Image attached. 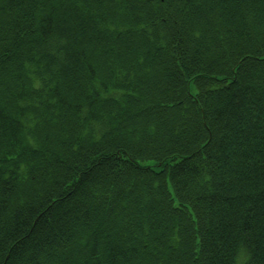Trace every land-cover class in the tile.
I'll return each mask as SVG.
<instances>
[{"label":"trees","instance_id":"obj_1","mask_svg":"<svg viewBox=\"0 0 264 264\" xmlns=\"http://www.w3.org/2000/svg\"><path fill=\"white\" fill-rule=\"evenodd\" d=\"M0 264H264V0H0Z\"/></svg>","mask_w":264,"mask_h":264}]
</instances>
